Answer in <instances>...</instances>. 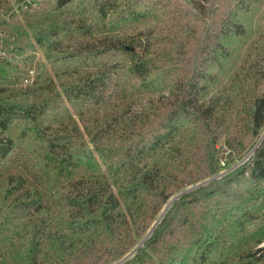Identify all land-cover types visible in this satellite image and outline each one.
I'll list each match as a JSON object with an SVG mask.
<instances>
[{
	"label": "trees",
	"instance_id": "16d2710c",
	"mask_svg": "<svg viewBox=\"0 0 264 264\" xmlns=\"http://www.w3.org/2000/svg\"><path fill=\"white\" fill-rule=\"evenodd\" d=\"M16 1L0 0V264H116L251 151L123 264H264V0L221 19L185 0L210 28L193 67L161 0Z\"/></svg>",
	"mask_w": 264,
	"mask_h": 264
},
{
	"label": "rangeland",
	"instance_id": "374dc122",
	"mask_svg": "<svg viewBox=\"0 0 264 264\" xmlns=\"http://www.w3.org/2000/svg\"><path fill=\"white\" fill-rule=\"evenodd\" d=\"M15 7L18 6V2L16 0H10ZM162 3H164L167 7H169L174 13H177L179 16V29L172 32V37L176 38L181 45L184 47L183 48V54L185 56V59L187 60V64L190 67H193V62L195 61V64L198 62V59L200 57V53H201V46L203 44L204 41V37L207 33V31H210V28L208 25H203L201 28H198L195 20L193 18V16L187 11L188 5L186 4L185 0H161ZM236 4V0H219L216 7H215V11H214V16L217 19H221L225 16L228 8L234 6ZM260 9H255L253 10L251 13H249L247 15L246 18H244L245 22V26H247L248 28V34L245 38H241L238 39L236 41L232 42L231 48L233 50H235V52L237 54L243 55V53L245 52L248 44L255 39L256 36V30H257V19L259 16V13H257ZM154 25V21L153 20H146L143 22H139L136 23L135 25H130L129 29L127 30V33L130 34H135V33H139L140 31L144 32V31H148L149 29H151ZM186 28H190L192 29V40L191 43H188V38L185 36L186 34ZM185 32V33H184ZM192 44V50L191 51H187L186 47H189V45ZM241 58L235 60V62L233 63L232 68H235L239 62H240ZM218 73V70H216ZM222 73V72H221ZM221 73H219V75L217 74V78H218V82H225L227 77L222 73V75H220ZM219 87V84H212L210 85L209 83V90L211 88V92H213L215 89H217ZM141 106H137L136 109H139ZM12 134L14 135V137L16 138V140L18 139V136L20 134V130L15 129ZM264 137V131L262 132V136L260 141L262 140V138ZM260 141H258V144L260 143ZM18 142V140H17ZM23 144L26 147L32 146L35 147L38 145V141L35 140L34 138H28L27 140L23 141ZM252 151L249 152L242 160H234L232 161L230 158H224L223 159V170L221 172V174L223 173H229L231 171H233L234 169H236L237 167H239L240 165H242L245 161H247L249 159V157L251 156ZM192 188V187H191ZM190 189V188H188ZM168 205V204H167ZM166 205V206H167ZM165 209V208H164ZM163 209V211H164ZM162 211V213H163ZM161 213V215H162ZM160 215V216H161Z\"/></svg>",
	"mask_w": 264,
	"mask_h": 264
},
{
	"label": "water",
	"instance_id": "95a60500",
	"mask_svg": "<svg viewBox=\"0 0 264 264\" xmlns=\"http://www.w3.org/2000/svg\"><path fill=\"white\" fill-rule=\"evenodd\" d=\"M127 49H132V48H130V47H127ZM263 139V138H262ZM223 174H226V173H223ZM223 174H221V176L223 175ZM221 176H218V177H215V178H213V179H216V178H220ZM213 179H210V180H207V181H205V182H203V183H200V184H198L196 187H199V186H201V185H204V184H206V183H208V182H210L211 180H213ZM196 187H194V188H196ZM194 188H191L190 190H192V189H194ZM190 190H187V191H185V192H182V193H180L178 196H176L175 198H173L169 203H168V205H167V208H165V210L163 211V213H162V215L160 216V218L153 224V226H152V228L150 229V231H149V233H148V235L146 236V238L132 251V252H130L127 256H125L122 260H120L118 263H116V264H123L127 259H129L130 257H132L136 252H137V250L141 247V246H143V244L145 243V241L149 238V236L151 235V233L153 232V230L155 229V227L157 226V224L162 220V218H163V216H164V214L167 212V210H168V208L173 204V202L175 201V200H177L179 197H181L184 193H187L188 191H190Z\"/></svg>",
	"mask_w": 264,
	"mask_h": 264
},
{
	"label": "bare ground",
	"instance_id": "6f19581e",
	"mask_svg": "<svg viewBox=\"0 0 264 264\" xmlns=\"http://www.w3.org/2000/svg\"><path fill=\"white\" fill-rule=\"evenodd\" d=\"M165 208H167V206H166ZM164 210H165V209H164Z\"/></svg>",
	"mask_w": 264,
	"mask_h": 264
},
{
	"label": "built area",
	"instance_id": "2783aa9c",
	"mask_svg": "<svg viewBox=\"0 0 264 264\" xmlns=\"http://www.w3.org/2000/svg\"><path fill=\"white\" fill-rule=\"evenodd\" d=\"M29 82V81H26V83Z\"/></svg>",
	"mask_w": 264,
	"mask_h": 264
}]
</instances>
